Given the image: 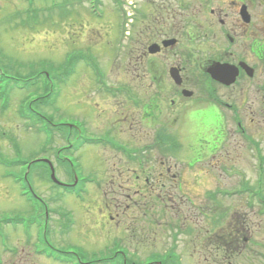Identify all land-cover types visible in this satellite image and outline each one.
Wrapping results in <instances>:
<instances>
[{"label":"flooded vegetation","instance_id":"af4514ba","mask_svg":"<svg viewBox=\"0 0 264 264\" xmlns=\"http://www.w3.org/2000/svg\"><path fill=\"white\" fill-rule=\"evenodd\" d=\"M175 1L177 8L161 4L149 18L134 4L138 14L136 35L124 37L121 51L128 52V64L134 63L135 72L121 74L120 83L111 81L106 73L99 75L103 78L90 73L94 82V88H90V125L96 122L102 130H90V147L112 154V174L122 182L118 185L121 200L102 201L103 208L114 207L116 215L139 220L148 211L155 220L178 222L184 228L186 222L195 220L201 256L206 261L212 258L215 264H226L227 260L231 264L239 253L250 252L252 238L245 235L251 223L232 207L217 210L221 208L217 197H242L246 209L254 208L256 201L253 185L239 181L240 176L248 177L249 171L235 162L225 165L220 160L228 154L225 140L231 145V155L237 156V145L241 143L251 161L264 160L261 139L251 131V127H264V7L260 2L262 14L257 23L250 10L251 0H228L225 7L217 8L207 3V19L196 15L202 23L196 25L181 13L186 1ZM151 45H156L154 53L148 52ZM214 68H219L215 77L211 74ZM126 106L135 110L130 117L120 109ZM106 108L117 111L113 116L105 115ZM186 125L189 139L178 138L175 130L171 132ZM104 126L108 128L102 129ZM147 128L152 129L151 142L137 146L143 144L142 129ZM197 128L210 132L208 140L192 137ZM117 129L130 135L134 145L118 137ZM227 134L231 137L226 138ZM150 154L154 156L146 165L143 156ZM216 170L218 178L234 183L215 182L200 194V189L193 187L197 177ZM92 171L98 172L95 167ZM92 171L90 186L98 185ZM185 175L191 180L184 179ZM174 208L175 216L170 211ZM171 232L169 238L174 230ZM113 239L124 245L122 239ZM177 256L170 249L162 256L161 264H173L172 257Z\"/></svg>","mask_w":264,"mask_h":264},{"label":"rangeland","instance_id":"374dc122","mask_svg":"<svg viewBox=\"0 0 264 264\" xmlns=\"http://www.w3.org/2000/svg\"><path fill=\"white\" fill-rule=\"evenodd\" d=\"M73 1L77 5L70 7L69 12L64 14V10L61 8L63 0H0V264H61L34 253L37 248L35 246L38 245L36 242L39 232L35 229L36 226L31 224L40 213H37L39 205L25 199L21 193V183L16 181V177L23 172V166L19 164L22 160H32L40 155L52 158L53 149L48 151L50 142L44 134L40 136L35 134L34 129L24 128L23 125L32 124L31 120L23 122L19 119L17 109L20 105H24L31 96L24 93V90L14 92L10 90L12 82L7 77H33L37 72L44 71L53 78H69L65 86L59 83L60 96L57 97L53 94L47 96L45 100L48 103L40 110L47 113L53 123L74 122L80 129L85 126L84 132L90 137V130L102 131L93 120V116H91V120L95 123L90 125V115L92 114L90 113V88H94V82L90 79V64H95L94 60L90 58V53L97 58L99 66L113 82H122L120 79L123 78L121 75L123 73L135 72L134 63L128 64V52H123L119 56L114 51L118 21L117 14L113 11L114 3L120 4L122 7L124 4L130 13L134 12L132 5H138L145 11L148 18L153 10L161 4L168 3L171 8H177L175 0H117L116 2L101 0L105 16L103 19L97 20L89 15L90 12L87 5L83 3L84 0ZM184 1L187 6L181 13L186 16L187 20H191L190 23L196 25H202L196 15L201 16L205 21L207 19L204 12L205 4L214 3L213 8H217V6L225 7L228 3V0ZM260 2L262 3V0H251L252 9L250 8V10L255 15L257 23H259L262 14ZM92 6L97 7L94 3L90 8ZM208 21L210 20L208 19ZM70 57H74L72 62L69 60ZM129 82L134 84V81L130 80ZM35 89L36 87L31 88V90ZM30 94L35 96L37 93L34 94L31 91ZM10 95L11 99L8 105ZM20 99L22 101H19ZM34 108H36L35 105ZM120 109L123 114L129 117L135 111L127 106ZM253 109L258 111L256 107ZM116 111L115 108H106L105 115L113 116V112ZM255 117H257V113ZM258 119L261 118L258 117ZM248 121L251 127L249 117ZM105 128L108 127L104 126L102 129ZM174 130L178 138L188 137L189 139L187 125L184 128L171 129V132L173 133ZM202 131L205 130L197 128L192 137L194 139L197 137L199 141L208 140ZM251 131L261 139L260 144L264 149V127L258 129L251 127ZM117 132L118 137L126 140L129 146L134 145L133 141L129 139L130 135L125 132L120 133L119 129ZM142 135L145 140L143 144H137V146L151 142L152 129H142ZM208 136H210V132H208ZM230 137L231 135H226V138ZM54 140V143L50 144V148L62 147L60 158L63 154L62 159H64L69 151L66 148L67 144L65 145L66 141ZM224 144V149H228V154L221 158L220 163L228 165L235 162L239 167L246 168L249 171L248 184H257V174H254L253 171L257 168V162L250 160L249 152L239 143L237 156L231 155L229 153L231 145L227 140L224 141ZM41 147H47L45 155L40 153ZM72 156L74 158H71V161L77 166L75 167L76 173L79 168L77 175L79 178L86 176L94 167L98 171H92L98 178V185L89 186L88 193L90 194L82 193L80 197H77L83 198V200L65 195L60 200H49L54 191L59 193L61 189L56 187L57 189L51 191V185L37 177L38 173L42 174V170L38 169L39 162L30 166L33 190L41 200L48 201L47 208L50 212L47 221L48 230L46 229L45 235L48 241L58 247L61 252L75 253L82 261L101 260L109 252L106 247L113 243V238L117 237L123 240L128 253L135 255H129L130 258L126 256L127 260H130L128 264L132 262L147 264L148 259L155 260L156 257L163 256L170 249H174L178 253L181 264H215L212 258H207L206 261L205 257L201 256L199 247L201 241L197 235L198 226L195 225L198 224L197 221L194 220L195 223L186 222L184 228L178 222L168 221L167 223L166 219L155 220L148 211H144V218L139 220L127 215L122 217L116 215L118 211L114 207L111 210H108L106 206L103 208L102 201L109 202L113 198L121 200L123 195L118 188V185L122 184L121 178H117L111 171L112 160H115L111 153L97 146H86ZM153 156L152 154L143 156L144 164L150 165L149 159H152ZM231 158L232 160H230ZM167 164L172 166L170 160ZM195 168L200 169V166L196 165ZM207 174L198 176L197 183L193 186L200 189V194L203 190L210 189V185L215 182L223 185L234 183L218 178L217 170L212 174ZM56 176L60 179L65 178L61 171ZM184 179L191 180V177L185 175ZM262 185H264V178ZM136 199L142 201L140 196H136ZM217 200L221 205V208H217V210H226L232 207L238 215L251 223L247 233V236H252V242L248 245L250 252L246 253L245 250L243 253H239L234 259H231L230 263L264 264V217L254 214L252 208H244V198L242 197H238V199L236 197L232 199L217 197ZM198 201L199 199L196 200V202ZM152 203L157 204L156 199L152 200ZM170 211L171 215L175 216L177 209L174 208L173 212ZM61 214H66L69 216L68 219H71L72 222L68 228H65L68 222L67 218ZM61 223H63L62 227ZM170 225L174 232L169 238L172 233ZM27 226H30L31 230L29 228L28 233H25ZM177 226L179 229L175 228ZM209 232L210 229L206 233ZM7 247L16 249V252H6ZM226 262V264L229 263L228 260Z\"/></svg>","mask_w":264,"mask_h":264},{"label":"bare ground","instance_id":"6f19581e","mask_svg":"<svg viewBox=\"0 0 264 264\" xmlns=\"http://www.w3.org/2000/svg\"><path fill=\"white\" fill-rule=\"evenodd\" d=\"M204 135H205V137L206 138H209V136H208V133L206 132V133H204ZM173 136V135H172ZM24 138H28V137H24ZM26 141H28V139H25ZM30 140V139H29Z\"/></svg>","mask_w":264,"mask_h":264}]
</instances>
